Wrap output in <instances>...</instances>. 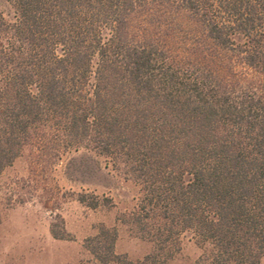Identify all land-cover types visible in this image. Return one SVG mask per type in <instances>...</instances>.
<instances>
[{
    "label": "trees",
    "instance_id": "obj_1",
    "mask_svg": "<svg viewBox=\"0 0 264 264\" xmlns=\"http://www.w3.org/2000/svg\"><path fill=\"white\" fill-rule=\"evenodd\" d=\"M7 2L0 176L27 149L93 152L138 188L121 221L153 246L120 257L103 227L101 263L170 264L190 234L207 264H261L264 0Z\"/></svg>",
    "mask_w": 264,
    "mask_h": 264
},
{
    "label": "rangeland",
    "instance_id": "obj_2",
    "mask_svg": "<svg viewBox=\"0 0 264 264\" xmlns=\"http://www.w3.org/2000/svg\"><path fill=\"white\" fill-rule=\"evenodd\" d=\"M0 10L10 14L7 0H0ZM138 194L133 183L93 152L81 149L55 160L27 149L0 176L2 244L12 254L6 264H103L87 247L97 242L103 227L117 230L118 256L144 258L152 244L121 221ZM92 203L96 207H89ZM53 228L66 239H56ZM170 264L207 263L200 246L185 234Z\"/></svg>",
    "mask_w": 264,
    "mask_h": 264
},
{
    "label": "crops",
    "instance_id": "obj_3",
    "mask_svg": "<svg viewBox=\"0 0 264 264\" xmlns=\"http://www.w3.org/2000/svg\"><path fill=\"white\" fill-rule=\"evenodd\" d=\"M4 235L1 233L0 230V264H6L8 263V259L11 258L12 254L6 251L5 246L2 244V241H4ZM6 251V252H5Z\"/></svg>",
    "mask_w": 264,
    "mask_h": 264
}]
</instances>
